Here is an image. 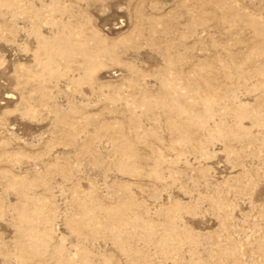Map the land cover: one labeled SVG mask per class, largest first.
<instances>
[{
  "label": "rangeland",
  "instance_id": "obj_1",
  "mask_svg": "<svg viewBox=\"0 0 264 264\" xmlns=\"http://www.w3.org/2000/svg\"><path fill=\"white\" fill-rule=\"evenodd\" d=\"M0 264H264V0H0Z\"/></svg>",
  "mask_w": 264,
  "mask_h": 264
}]
</instances>
